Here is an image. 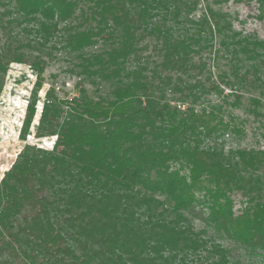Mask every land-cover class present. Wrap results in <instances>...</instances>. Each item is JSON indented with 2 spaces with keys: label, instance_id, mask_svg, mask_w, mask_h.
Here are the masks:
<instances>
[{
  "label": "trees",
  "instance_id": "1",
  "mask_svg": "<svg viewBox=\"0 0 264 264\" xmlns=\"http://www.w3.org/2000/svg\"><path fill=\"white\" fill-rule=\"evenodd\" d=\"M87 1L82 14L95 24H67L59 37L80 58L82 72L111 89L108 97L85 101L47 91L35 136L56 135L54 146L27 143L0 180V264H264V150L225 153L207 140L238 132L236 125L211 123L216 107L181 111L167 97L172 91L196 102L231 84L225 73L210 87L183 79L207 69L194 58L232 30L227 13L211 3L198 13L199 0ZM79 3L0 0V29L26 22L34 36L0 41V94L11 63L44 71L43 55L30 59L25 49L45 48ZM231 36L221 44L234 55L257 58L264 49V40ZM101 37L109 47L87 54ZM148 37L157 40L160 56L150 79L146 65H128ZM39 88L28 102L22 139ZM253 101L258 111L262 100ZM235 191L246 198L238 211Z\"/></svg>",
  "mask_w": 264,
  "mask_h": 264
},
{
  "label": "rangeland",
  "instance_id": "2",
  "mask_svg": "<svg viewBox=\"0 0 264 264\" xmlns=\"http://www.w3.org/2000/svg\"><path fill=\"white\" fill-rule=\"evenodd\" d=\"M79 1L78 10L69 21L60 24L61 31L59 34L57 33L53 41L49 42L42 50L25 49L30 59L41 53L47 60L43 72L38 68L29 66L28 63L13 62L10 64L0 94V180L27 143L49 149L54 146L56 135L40 138L35 136L42 106L49 89H51L52 94L58 97L74 98L81 101H85L87 97H108L111 89L110 83L99 77L91 78L83 73L79 66L80 58L76 52L67 50L59 37L65 32L64 28L67 24L82 28L95 24L93 20L85 18L82 14V9L88 11L87 6L90 2L87 0ZM207 3H211L215 10L227 13V19L231 21L232 30L218 34L215 46L211 50L195 56L194 61L196 63L205 62L207 69L194 72L192 76L185 75L183 79L190 82L199 79L207 87H210L213 82L221 83L217 76L225 73L231 84H221L224 89L223 94L212 90L210 93L202 94L201 99L196 102L191 99L181 100L178 98L179 93L168 91L169 103L181 111L182 109L186 111L195 108L196 113L202 109L209 110L216 107L218 109L217 114L215 118H211V123L224 119L236 125L239 130L237 132L231 129L225 134H219L217 141L207 140L209 144L216 142L219 147L223 146L225 153L229 149L236 148L264 150V62H262L264 61V49L259 50L260 55L257 58H251L244 53L235 55L232 54L233 52L229 53L221 44V40L229 35L237 39L264 40V7L259 0H219V2L199 0L197 12L201 13ZM3 9L0 6V11ZM14 15L16 16L17 13L15 12ZM28 28L29 25L27 26L24 22L11 25L7 33L0 29V41H6L10 35L24 41L34 38L27 31ZM178 30L180 31L181 28ZM109 44H111L110 40L106 41L101 37L95 45L85 50L87 54L99 52L108 48ZM140 46L141 50L136 56L130 58L128 65H146L148 70L145 71V75L150 79L154 61L160 59L158 43L154 37H148L141 42ZM209 73L212 75L210 79L208 78ZM38 85L40 88L37 94L36 113L28 135L22 139L20 130L27 105ZM236 96H239L240 99L238 100ZM255 97H260L263 105L259 106L257 112L254 111L253 99ZM140 104L142 106L147 105L144 97ZM232 196L235 200V210L238 211L246 198L238 191H235ZM198 223V221L195 222L197 227Z\"/></svg>",
  "mask_w": 264,
  "mask_h": 264
}]
</instances>
